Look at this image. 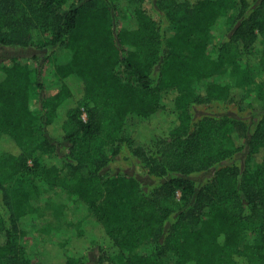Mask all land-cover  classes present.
<instances>
[{"label": "trees", "instance_id": "16d2710c", "mask_svg": "<svg viewBox=\"0 0 264 264\" xmlns=\"http://www.w3.org/2000/svg\"><path fill=\"white\" fill-rule=\"evenodd\" d=\"M0 47L36 52L0 63V264H264V0H0ZM125 150L143 174L104 171ZM63 178L91 221L34 263L20 222Z\"/></svg>", "mask_w": 264, "mask_h": 264}, {"label": "rangeland", "instance_id": "374dc122", "mask_svg": "<svg viewBox=\"0 0 264 264\" xmlns=\"http://www.w3.org/2000/svg\"><path fill=\"white\" fill-rule=\"evenodd\" d=\"M194 2L195 0H190ZM146 11L156 20L160 19V16L156 12L154 6L151 3H147L145 6ZM117 26L121 28L124 23L128 20L126 13L119 12L117 14ZM231 24H222L219 25L214 31L211 39L210 51H214L218 43L225 38V36L230 32ZM36 54L33 49H21L13 47H0V63H9L12 57L17 56H32ZM236 67L230 66L228 70L223 72V75L220 76L221 80L227 79L226 76L230 78L234 84L237 83L240 86H245L246 83L242 81V74L235 71ZM258 80L264 79L263 77H257ZM205 87V82H198L194 84L196 92H201ZM172 97V96H170ZM169 95L166 97L165 102L168 104ZM203 110L199 108L197 110V115H199ZM167 112H162L158 114L152 123L145 122V126L148 129L154 127L152 133H163L164 130L168 127V123L172 122V117L166 115ZM245 118L250 122L256 119L255 114L247 113ZM138 124V123H137ZM139 125H141L139 123ZM134 127L133 135H142L144 130L139 126ZM239 144L243 143L242 139H237ZM128 154V150H125L122 156L116 157L105 169L104 171H110L112 173H126L132 175L134 173H142V170L137 167L135 160L126 159L125 156ZM240 163V162H238ZM212 172L199 173L192 176L193 180L197 182L198 185H203L211 177ZM146 179V176L143 177ZM146 183L149 185L154 184V180L146 179ZM63 182L60 183V187H56L52 191H46L45 187L41 184L37 185L36 190L32 191L34 194L35 200L33 203L39 207L38 215L34 216L32 219H28L20 222L21 238L20 242L28 256L36 263V254L44 247L52 246L54 249L63 246V244L75 238L77 233L82 229L81 224L87 223L90 217L88 216L87 209L79 203L70 193V187L67 183V180L63 178ZM94 235V233H93ZM99 242V241H97ZM59 246V247H58ZM96 246V245H95ZM94 244L89 245L88 254L92 261L96 260L97 249ZM63 252V250H60ZM87 253V252H86ZM42 255V254H41ZM40 256V255H39Z\"/></svg>", "mask_w": 264, "mask_h": 264}, {"label": "built area", "instance_id": "2783aa9c", "mask_svg": "<svg viewBox=\"0 0 264 264\" xmlns=\"http://www.w3.org/2000/svg\"><path fill=\"white\" fill-rule=\"evenodd\" d=\"M81 117H82L83 120H86V112L84 110H83V113H82Z\"/></svg>", "mask_w": 264, "mask_h": 264}]
</instances>
